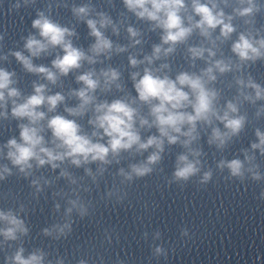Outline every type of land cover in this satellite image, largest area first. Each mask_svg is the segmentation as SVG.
Wrapping results in <instances>:
<instances>
[{"label":"clouds","instance_id":"obj_1","mask_svg":"<svg viewBox=\"0 0 264 264\" xmlns=\"http://www.w3.org/2000/svg\"><path fill=\"white\" fill-rule=\"evenodd\" d=\"M36 3L12 0L8 12L18 14ZM53 3L69 7L67 0H52L49 14L37 10L31 21L35 32L21 37L22 50H0V62L14 57L24 73L36 77L27 93L17 71L0 66V126L15 121L18 129V136L0 143V185L14 178L27 181L31 190L28 201L11 190L0 194V200L10 202L0 205V250L15 243L4 264H68L59 254L48 259L51 254L44 248L28 251L24 246L31 231V201H38L57 181L66 182L67 190L52 192L54 213H60L64 201L62 214L41 231L54 241L67 239L77 220L94 212L95 204L85 194L99 187L109 166L125 158L148 153L118 168L101 196L106 202L122 204L128 188L157 171L166 146L183 149L176 155L170 184L196 176L201 185L208 184L214 172L211 167L202 171V135L210 147L223 152L252 126L255 139L240 150L243 159L221 158L216 169L227 170L226 179L241 183L264 181L257 163V153L264 158V130L256 126L264 119V83L251 71L264 64V24L258 23L264 0H120L122 9L115 18L110 11L114 0H104L100 8L94 0H84L71 4L72 24L51 17ZM79 23L87 26L92 41L87 47L75 43ZM122 33L126 43L113 39ZM152 33L159 42L145 52ZM6 35V30L0 31V46ZM124 54L127 64L113 66V58ZM178 54L186 67H175ZM44 57H53L50 64L34 62ZM70 75L77 87L65 89ZM85 118L87 128L81 123ZM45 168L59 170L58 175H37ZM71 169H83V175ZM104 231L111 244L109 230ZM154 255L167 252L156 246ZM77 264L89 261L80 258Z\"/></svg>","mask_w":264,"mask_h":264}]
</instances>
